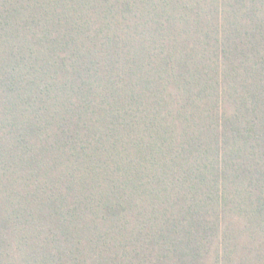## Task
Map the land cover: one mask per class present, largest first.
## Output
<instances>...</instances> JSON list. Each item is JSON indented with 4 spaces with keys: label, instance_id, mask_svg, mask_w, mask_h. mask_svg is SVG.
<instances>
[{
    "label": "trees",
    "instance_id": "1",
    "mask_svg": "<svg viewBox=\"0 0 264 264\" xmlns=\"http://www.w3.org/2000/svg\"><path fill=\"white\" fill-rule=\"evenodd\" d=\"M0 264H264V0H0Z\"/></svg>",
    "mask_w": 264,
    "mask_h": 264
}]
</instances>
